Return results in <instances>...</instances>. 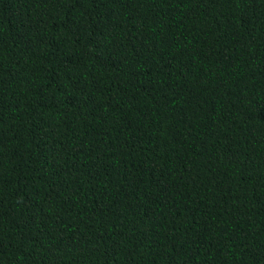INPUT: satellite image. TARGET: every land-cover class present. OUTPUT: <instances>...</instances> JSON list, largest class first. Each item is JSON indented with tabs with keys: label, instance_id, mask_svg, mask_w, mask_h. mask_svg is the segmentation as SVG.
I'll return each mask as SVG.
<instances>
[{
	"label": "trees",
	"instance_id": "16d2710c",
	"mask_svg": "<svg viewBox=\"0 0 264 264\" xmlns=\"http://www.w3.org/2000/svg\"><path fill=\"white\" fill-rule=\"evenodd\" d=\"M0 264H264V0H0Z\"/></svg>",
	"mask_w": 264,
	"mask_h": 264
}]
</instances>
